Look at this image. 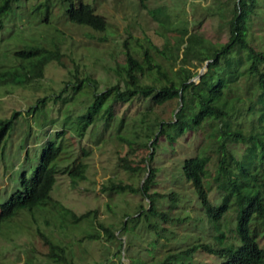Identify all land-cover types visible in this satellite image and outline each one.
<instances>
[{"label":"trees","instance_id":"obj_1","mask_svg":"<svg viewBox=\"0 0 264 264\" xmlns=\"http://www.w3.org/2000/svg\"><path fill=\"white\" fill-rule=\"evenodd\" d=\"M34 1L22 15H32L41 25L61 19L63 23L85 25L94 31L101 32L106 28L104 15L97 12L89 1ZM137 1L140 6H145V0ZM214 2L209 10L218 17L219 24L224 25L226 40H210L198 33L195 27L192 28L185 37L175 77L168 76L159 63L151 61L146 50L139 60L123 48L124 60L114 68L118 77L116 82L98 89L96 78L78 70V63L71 66L64 64L59 43L53 37L47 36L46 39V35H43L40 40L24 41L20 47L11 51L10 56L15 62L3 65L5 67L0 69V84H18L38 79L49 61L65 67L70 76L64 80L57 93L39 96L29 107V110L34 111L50 103L55 114L51 120H56L60 129L44 140L30 176L27 177L22 171L16 188L0 202V225L8 223L21 211H31L44 204L53 206L56 202L50 190L58 172L59 134L68 128L80 137L89 124L113 116L117 103L127 98H139L147 105L143 110L145 116L141 132H136L134 136L116 132V136L131 152L135 153L139 148L149 151L148 164L145 154H137L134 165L129 161L124 164L130 173L147 166V175L137 186L130 182L110 180L108 185L102 184L100 188L103 191H140L147 199L146 206L138 204L132 215L122 213L124 219L115 227L98 220L97 208L80 214L66 208L64 212L70 215L73 224L65 226L74 228L80 222L88 223L94 228L92 232H86L89 239L98 240L104 249L113 243L117 247L118 256L121 251L125 257H128V232L141 237L139 231L142 229H134L138 225L146 223L152 235L166 237L168 233L159 234V228H166L159 220L164 221L169 217L157 205L168 200L176 203L180 199L177 191L170 189L163 193L152 185L158 172V165H154L152 159L158 157V150L167 147L172 149L171 142L188 131V138L195 135L200 140L191 154L184 156L179 166L173 169L179 173V178L189 183L208 222H212L213 228L219 229L211 238L213 242L196 240L183 247H176L162 257L152 251L155 240H147L145 245L137 247L139 250L136 258L128 257L127 264H201L194 262L198 252L220 257L214 264L263 262L264 248L256 241L253 220H257V224L264 223V25H259L264 24V0ZM24 3V0H0V27L3 26V20L15 16L18 12L16 7ZM147 10L159 25L165 29L168 27L169 21L163 6L149 7ZM257 19L261 23L254 25ZM57 30L59 28L55 27ZM122 44L125 45V41ZM205 61L204 70L197 79H190ZM173 98H180V107L174 119L147 118L144 111ZM15 114L16 111L9 117H0V149ZM86 153L87 150L81 148V154ZM211 157L214 159L212 181L216 190L212 199L208 197L204 185ZM85 169L86 162L80 159L71 168H64L72 185L85 178ZM223 223L231 224L227 234L220 228ZM115 230L118 232L115 233ZM45 239L48 257L64 264H76L66 252L65 246L48 237ZM144 255L150 256V259H145ZM116 264H122L120 259Z\"/></svg>","mask_w":264,"mask_h":264},{"label":"rangeland","instance_id":"obj_2","mask_svg":"<svg viewBox=\"0 0 264 264\" xmlns=\"http://www.w3.org/2000/svg\"><path fill=\"white\" fill-rule=\"evenodd\" d=\"M85 1L91 2L95 10L104 15L107 21L104 31H94L85 25L70 22L63 23L61 19L58 22L51 21L47 26L41 25L32 15H22V12L28 10L30 3L36 2L24 0V4L16 7L18 12L15 16L5 18L3 26L0 27V69L5 67L3 65L15 62L10 56L11 51L20 47L24 41L40 40V36L46 35V39L49 36L58 41L64 64L71 66L78 63V70L96 78V88L100 89L116 82L118 77L114 68L124 60L123 48L139 60L146 50L151 61L159 63L168 76L175 77L185 37L192 28L195 27L198 33L210 40H226L224 25L219 24L218 17L209 10L215 0H145L143 7L137 0ZM159 5L163 6L167 13L169 22L166 29L159 25L147 10ZM256 23L261 22L257 19L254 25ZM55 27L59 30L55 31ZM123 41L126 47L122 44ZM69 76L70 73L65 67L49 61L38 79L18 84H0V117H9L16 111L0 149V202L16 188L18 176L22 171L27 177L30 176L44 140L60 129L58 122L51 120L55 114L50 103L34 111L29 110V107L39 96L57 93ZM193 79L197 77L193 76ZM177 102L178 98H173L165 103L153 105L144 112L147 118L168 119L173 117ZM146 106V102L139 98H127L117 103L113 116L89 124L82 136L78 137L68 128L59 134L58 172L50 190V195L56 202L53 206L44 204L34 207L31 211H21L8 223L3 222L0 225V264H64L47 256L48 244L45 237L65 246L66 252L76 264H116L118 259L122 264H127L128 257L136 258L139 250L137 247L145 245L147 240H155L152 251L159 257L196 240L213 242L211 238L219 227L213 228L212 222H208V217L204 215L189 183L179 178V173L173 169L179 166L184 156L191 154L193 147L200 140L195 135L188 138V131L171 142L172 149H160L158 157L152 159L154 165H158L156 181L152 185L163 193L173 189L178 192L180 199L176 203L168 200L157 205L169 217L164 221L159 220V223L166 226L164 230L159 228V234L168 233L166 237L152 235L146 223L145 226L138 225L134 229H142L139 231L141 237L134 232H128V257H125L121 251L118 256L117 247H114L113 243H109L104 249L98 240L89 239L86 232H92L94 228L88 223L80 222L74 228L65 226L73 224L70 215L64 212L66 208L76 214L97 208L98 220L115 227L124 219L122 213L132 215L138 204L146 206L147 199L140 191H103L100 188L102 184L108 185L110 180L130 182L135 186L142 183L143 174L147 172L148 167L130 173L124 168V164L129 161L134 165L137 154H145L148 164L149 151L146 152L144 148H139L135 153L129 151L128 147L117 139L116 132H123L127 136L141 132L140 128L144 123L142 119L145 116L143 110ZM164 143L165 141L162 144ZM81 148L87 150L86 155L81 154ZM122 157L133 160H123ZM79 159L86 162L85 178L72 185L64 168H71ZM213 160V157L209 159L208 171L204 178L210 199L215 196L216 191L212 181ZM256 221L253 220L256 241L264 248V223L257 224ZM142 222L141 219L140 223ZM230 226L229 223H223L220 228L227 234ZM117 232L118 230H115V233ZM144 258L149 260L150 256L144 255ZM217 259L221 258L205 252H198L194 256V262L201 264H214ZM261 264H264V260Z\"/></svg>","mask_w":264,"mask_h":264},{"label":"water","instance_id":"obj_3","mask_svg":"<svg viewBox=\"0 0 264 264\" xmlns=\"http://www.w3.org/2000/svg\"><path fill=\"white\" fill-rule=\"evenodd\" d=\"M206 65V61L203 63L202 67L198 70V72L194 75V77H198L199 74L203 71V68L205 67ZM190 79H193V77H191ZM180 107V98H178V102H177V106L176 108L174 109V112H173V119L175 118V115H176V112L178 111ZM147 175V172L143 175V178Z\"/></svg>","mask_w":264,"mask_h":264}]
</instances>
